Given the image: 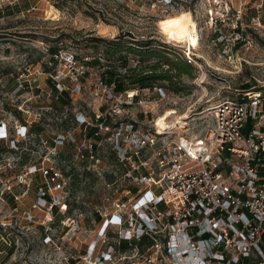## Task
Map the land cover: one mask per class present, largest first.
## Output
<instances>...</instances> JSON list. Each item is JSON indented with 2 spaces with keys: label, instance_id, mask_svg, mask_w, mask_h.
<instances>
[{
  "label": "rangeland",
  "instance_id": "374dc122",
  "mask_svg": "<svg viewBox=\"0 0 264 264\" xmlns=\"http://www.w3.org/2000/svg\"><path fill=\"white\" fill-rule=\"evenodd\" d=\"M182 12H188L195 24L197 45L190 50L175 43L160 25ZM213 16L222 18L215 23ZM126 31L170 55L188 54L195 71L192 79L180 78L187 87L184 92L155 93L152 88L108 95L98 88L101 73L111 63L104 41L94 40ZM52 47L56 58L47 51ZM67 55L82 68L67 65ZM93 58L99 63H91ZM76 70L84 71L77 82L69 79ZM22 71L24 83L31 87L17 91L15 78ZM49 81L57 91H67L69 104L51 102L55 98ZM245 82L248 89L264 88V0H0V121L7 137L13 138V143L0 140V191L10 185V192L0 195V264H97L93 257L87 259L94 240L93 255L111 243V253L120 259L116 264H147L150 251L144 253L145 242L142 250L139 245L138 250L123 249L116 245L114 229L104 242L99 237L102 215L113 197L121 189H136L122 179L123 169L112 149L115 123L135 122L152 130L158 118L173 111L167 118L169 128L199 137L210 124L212 105L240 95L245 90L239 85ZM129 91L136 93L131 104L125 103ZM138 100L141 104L134 103ZM103 111L109 118L108 130L90 137L93 157L80 158L78 149L89 135L88 127L75 117L80 114L93 123ZM176 118L184 127L174 124ZM19 123L26 126L25 136L14 134ZM57 134L63 139L51 145ZM41 159L64 178L63 218L31 208L41 178L36 172L23 174L27 165ZM67 171L71 173L66 175Z\"/></svg>",
  "mask_w": 264,
  "mask_h": 264
},
{
  "label": "built area",
  "instance_id": "2783aa9c",
  "mask_svg": "<svg viewBox=\"0 0 264 264\" xmlns=\"http://www.w3.org/2000/svg\"><path fill=\"white\" fill-rule=\"evenodd\" d=\"M221 18L211 19L216 23ZM52 56L56 58V53ZM65 62L74 70L82 68L73 55H67ZM75 72L69 79L77 82L84 71ZM24 74L15 78L17 89L31 87L24 83ZM98 88L110 95L111 88L102 81ZM135 94L126 92L125 103L131 104ZM210 110V124L199 137L169 127L161 129L165 131L161 135L157 128L135 122L115 123L112 149L122 166V179L136 189H121L111 200L98 229L101 242L113 229L117 246L125 241L138 250L137 244L146 239L147 264H264V88L247 89ZM108 119L104 111L93 123L80 114L75 117L91 131L80 144V158L93 157L90 137L106 133ZM14 134L25 136V124H17ZM62 139L57 134L53 142ZM0 140L13 143L2 121ZM26 168L23 175L36 172L41 178L31 208L45 209L48 216L53 208L64 212L65 183L59 170L43 159ZM4 192H10V185L0 195ZM96 244L94 240L90 245L87 259L93 257L97 264L120 260L111 253V243L93 255Z\"/></svg>",
  "mask_w": 264,
  "mask_h": 264
},
{
  "label": "trees",
  "instance_id": "16d2710c",
  "mask_svg": "<svg viewBox=\"0 0 264 264\" xmlns=\"http://www.w3.org/2000/svg\"><path fill=\"white\" fill-rule=\"evenodd\" d=\"M94 41H104L105 43V56L111 64L106 66L100 78L111 88L113 95L126 90L152 88L155 89V93L157 89H160L161 91L179 94L187 88L184 83H180V78L185 76L192 79L194 76L193 71L195 69L189 60L179 55H170L165 49L150 47L151 41L134 39V36L128 31L119 33L111 39L96 38ZM47 51L56 53V48L52 47ZM129 60L134 63L129 64ZM91 63L98 64V58H93ZM116 63L120 66V70H117ZM49 84L55 98L51 102L61 106L69 104L70 99L67 91L65 89L57 91L53 81H49ZM239 88L247 90L250 88V84L241 83ZM33 130L37 135L39 128L36 127ZM87 134L91 135L90 129ZM49 143L52 145L53 141ZM58 157L62 158L61 153L58 154ZM70 173V171L65 172L66 175ZM52 214L58 219L63 218V214H60L55 208H53ZM95 218L98 219V215L95 214ZM142 242L149 243L146 239H143L140 244L138 243L137 245L141 250L143 248L140 246ZM122 245L125 246L123 249L128 248L125 241H121L120 247ZM11 249L12 246L9 247V251Z\"/></svg>",
  "mask_w": 264,
  "mask_h": 264
},
{
  "label": "bare ground",
  "instance_id": "6f19581e",
  "mask_svg": "<svg viewBox=\"0 0 264 264\" xmlns=\"http://www.w3.org/2000/svg\"><path fill=\"white\" fill-rule=\"evenodd\" d=\"M163 29L169 34L175 43L181 44L187 50L195 48L197 45V37L195 32V24L188 12H182L175 16L166 18L160 22ZM131 93V91H130ZM174 115L173 111L166 112L163 116L156 120V126L159 129L170 127L167 118ZM179 127H184V122L179 118L174 119Z\"/></svg>",
  "mask_w": 264,
  "mask_h": 264
}]
</instances>
